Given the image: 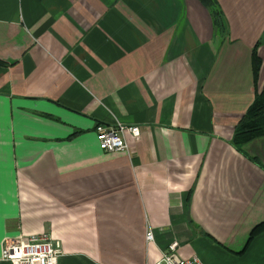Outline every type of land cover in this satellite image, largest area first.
Returning <instances> with one entry per match:
<instances>
[{"label":"crops","instance_id":"crops-1","mask_svg":"<svg viewBox=\"0 0 264 264\" xmlns=\"http://www.w3.org/2000/svg\"><path fill=\"white\" fill-rule=\"evenodd\" d=\"M216 1L225 35L202 0H0V264L43 232L58 264H153L173 242L264 264V136L230 143L264 90V0ZM116 123L140 134L104 152L95 127Z\"/></svg>","mask_w":264,"mask_h":264},{"label":"built area","instance_id":"built-area-1","mask_svg":"<svg viewBox=\"0 0 264 264\" xmlns=\"http://www.w3.org/2000/svg\"><path fill=\"white\" fill-rule=\"evenodd\" d=\"M96 140L104 152L124 151L129 149L127 136L138 137L137 126H126L120 123L114 125H96ZM153 233L147 230L146 242L152 241ZM178 243H171L153 264H203L197 256L183 258L177 251ZM62 255L59 243L46 233L18 236L3 241L1 257L11 264H58Z\"/></svg>","mask_w":264,"mask_h":264},{"label":"trees","instance_id":"trees-1","mask_svg":"<svg viewBox=\"0 0 264 264\" xmlns=\"http://www.w3.org/2000/svg\"><path fill=\"white\" fill-rule=\"evenodd\" d=\"M202 2L207 6L212 16L215 31L220 35L227 34V24L217 1L202 0ZM259 66V57L256 54V50L253 49V73L255 78L257 77ZM260 136H264V90L255 95L253 102L235 126L230 143L237 150H241L245 143ZM255 161L259 164L257 160ZM262 228H264V225L255 227L249 238L251 239Z\"/></svg>","mask_w":264,"mask_h":264}]
</instances>
